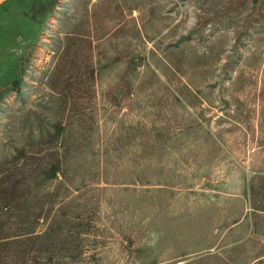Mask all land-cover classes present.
Wrapping results in <instances>:
<instances>
[{
    "label": "rangeland",
    "instance_id": "374dc122",
    "mask_svg": "<svg viewBox=\"0 0 264 264\" xmlns=\"http://www.w3.org/2000/svg\"><path fill=\"white\" fill-rule=\"evenodd\" d=\"M30 230L0 264H264V0L2 4L0 237Z\"/></svg>",
    "mask_w": 264,
    "mask_h": 264
},
{
    "label": "trees",
    "instance_id": "16d2710c",
    "mask_svg": "<svg viewBox=\"0 0 264 264\" xmlns=\"http://www.w3.org/2000/svg\"><path fill=\"white\" fill-rule=\"evenodd\" d=\"M8 0L0 3V6L2 4H4L5 2H7ZM3 234V233H2ZM42 234L41 233H36V230H30L26 233H11L8 234L6 233V235H3L2 237H0V243L3 244L1 248L0 246V251L1 249H9L12 251V249L15 248H19L18 244H22L23 241H26L27 239H38L41 238ZM11 244V245H9Z\"/></svg>",
    "mask_w": 264,
    "mask_h": 264
},
{
    "label": "water",
    "instance_id": "95a60500",
    "mask_svg": "<svg viewBox=\"0 0 264 264\" xmlns=\"http://www.w3.org/2000/svg\"><path fill=\"white\" fill-rule=\"evenodd\" d=\"M4 1H6V0H0V3L4 2Z\"/></svg>",
    "mask_w": 264,
    "mask_h": 264
}]
</instances>
